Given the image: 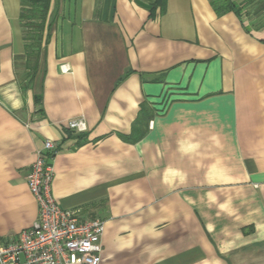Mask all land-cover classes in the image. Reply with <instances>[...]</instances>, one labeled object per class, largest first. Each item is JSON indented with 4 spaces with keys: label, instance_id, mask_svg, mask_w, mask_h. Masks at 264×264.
<instances>
[{
    "label": "crops",
    "instance_id": "0c3cea01",
    "mask_svg": "<svg viewBox=\"0 0 264 264\" xmlns=\"http://www.w3.org/2000/svg\"><path fill=\"white\" fill-rule=\"evenodd\" d=\"M156 1L52 0L33 74L0 0V247L38 220L52 141L54 199L105 223L99 264H264V0L243 22Z\"/></svg>",
    "mask_w": 264,
    "mask_h": 264
},
{
    "label": "built area",
    "instance_id": "2783aa9c",
    "mask_svg": "<svg viewBox=\"0 0 264 264\" xmlns=\"http://www.w3.org/2000/svg\"><path fill=\"white\" fill-rule=\"evenodd\" d=\"M64 74L71 73L62 65ZM71 131L85 134L89 127L84 116L68 121ZM52 141H46L26 175V183L38 207L37 222L18 238L0 247V264H99L105 223L81 219L75 211L63 209L52 195L55 177Z\"/></svg>",
    "mask_w": 264,
    "mask_h": 264
},
{
    "label": "trees",
    "instance_id": "16d2710c",
    "mask_svg": "<svg viewBox=\"0 0 264 264\" xmlns=\"http://www.w3.org/2000/svg\"><path fill=\"white\" fill-rule=\"evenodd\" d=\"M52 0H21L22 28L24 32L25 48L28 55L29 70L35 74L39 67L40 53L44 33L48 27V13ZM261 0H211L218 15L234 12L245 20L249 17V6ZM167 0H157L154 10L160 8V14L166 11ZM85 135V134H82Z\"/></svg>",
    "mask_w": 264,
    "mask_h": 264
}]
</instances>
